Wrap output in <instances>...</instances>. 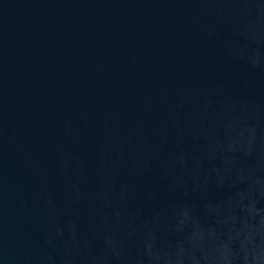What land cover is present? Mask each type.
<instances>
[{
	"label": "water",
	"instance_id": "1",
	"mask_svg": "<svg viewBox=\"0 0 264 264\" xmlns=\"http://www.w3.org/2000/svg\"><path fill=\"white\" fill-rule=\"evenodd\" d=\"M0 264H264V0H0Z\"/></svg>",
	"mask_w": 264,
	"mask_h": 264
}]
</instances>
